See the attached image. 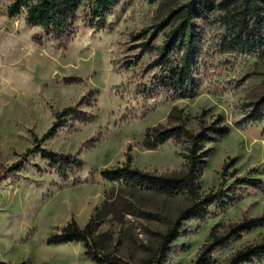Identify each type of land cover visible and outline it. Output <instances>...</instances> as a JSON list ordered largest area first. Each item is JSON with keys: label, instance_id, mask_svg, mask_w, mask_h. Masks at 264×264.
Wrapping results in <instances>:
<instances>
[{"label": "rangeland", "instance_id": "1", "mask_svg": "<svg viewBox=\"0 0 264 264\" xmlns=\"http://www.w3.org/2000/svg\"><path fill=\"white\" fill-rule=\"evenodd\" d=\"M10 1L0 0V165L31 147L62 107L77 103L89 117L67 121L41 142L57 152L79 151L76 174L67 170L62 180L32 153L24 155L19 171L0 178V261L109 264L87 255L81 241L48 242L72 220L79 227L91 220L92 248L101 258L264 264V0H257L259 42L252 51L229 43L236 33L230 14L244 0H213L212 10L194 19L192 97L161 86L158 79L166 73L153 63L190 0H118L101 30L86 23L89 0H81L64 50L27 26L24 10L8 18ZM34 35L42 37L41 45L33 43ZM182 53L174 50L170 66L179 65ZM65 76L81 79L67 83ZM169 129L179 136L160 142L159 133ZM196 134L204 138L190 196L183 187L185 156ZM102 170H114L116 177L105 179ZM211 195L220 199L178 221L192 201ZM175 229L178 235L164 247V237Z\"/></svg>", "mask_w": 264, "mask_h": 264}, {"label": "trees", "instance_id": "2", "mask_svg": "<svg viewBox=\"0 0 264 264\" xmlns=\"http://www.w3.org/2000/svg\"><path fill=\"white\" fill-rule=\"evenodd\" d=\"M80 1L81 0H11L5 8L4 14L8 18H12L24 10L25 24L27 26L37 27L42 32V35L52 38L54 48L64 50L74 36V21L78 15L77 11ZM117 1L118 0H89L85 18L86 23L95 30L104 29L108 25L105 17L106 11ZM213 3V0L188 1L184 5L182 11L177 12L178 17H181V19L168 31L165 42L158 48V57L153 60V63L160 65L166 73L159 77V84L161 86H167L175 95L180 97H192L196 93V84L193 76V68L196 65V49L194 42L196 32L194 29V19L196 17H204L212 10ZM257 8V0H244L241 6L230 14L234 17V19L231 20V29L232 31H236L233 37L229 38L232 49L252 51V48L256 47V42L259 41L255 34H257L256 31L260 29V25L257 23L260 19ZM252 19H254V21ZM32 41L37 45H41L43 40L41 36L34 35ZM141 45L146 48H151L147 42ZM176 48L183 49L181 60L178 66H170V55ZM80 79L81 78L75 76L64 77V81L67 83ZM90 99L91 98H88L85 101L84 105L86 107L90 105ZM88 117L89 115L77 108V103L66 105L60 110L55 111L53 114L54 119L50 127L39 138L34 136L33 145L26 148L23 152L24 154L21 153L17 160L6 167L0 165V178H4L8 174H14L19 171L25 162L24 155L32 153L39 154L42 158L46 159V161L56 169L57 175L62 180L67 179V170L76 174L82 164L80 158L77 156L79 151L74 154L57 152L42 146L41 142L55 135L58 128L66 125L67 121H83L87 120ZM214 129H218L221 134L225 133V129H223V131L219 128ZM158 136L160 142H163L166 138L171 136L177 138L179 136V130L169 129L160 132ZM190 138L188 153L185 156L186 170L183 178V187L190 196H193L195 195L196 178L201 165L200 154L197 152L201 149L200 142L204 136L196 134ZM74 166L77 168L76 172L73 171ZM115 173L116 171L114 170L101 171L102 176L108 180L114 179L116 177ZM134 173L139 174V171L135 170ZM74 174L70 176H74ZM70 176L68 175V178ZM155 181H158L161 184H158L160 186L164 185L162 180L156 179ZM251 183L256 184L254 181ZM146 184L148 185V183ZM149 185L153 184L149 182ZM218 198V195H211L197 202L192 201V204L180 213L177 218L178 221L179 219H188L197 216L200 211H202L205 202L210 204ZM261 224V222L254 221L255 226ZM92 232L93 225L91 220L85 222L82 227H79L77 223L72 220L62 229L60 234L48 238V242L63 243L72 240L81 241L85 247V253L96 261L103 260L109 264H129L121 261L117 257L111 259H107L106 257L101 258L92 248L94 244ZM177 235L176 229L169 231L164 237L162 245L167 247L166 242ZM0 264H5V262L0 261Z\"/></svg>", "mask_w": 264, "mask_h": 264}]
</instances>
